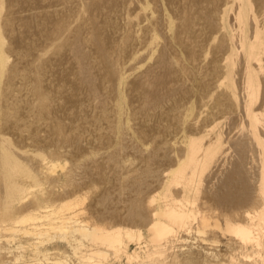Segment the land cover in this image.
Segmentation results:
<instances>
[{
  "label": "bare ground",
  "instance_id": "1",
  "mask_svg": "<svg viewBox=\"0 0 264 264\" xmlns=\"http://www.w3.org/2000/svg\"><path fill=\"white\" fill-rule=\"evenodd\" d=\"M87 1L77 0L74 7L69 8V11L66 9L68 14L62 15L56 20L52 29L48 31L49 46L53 48L52 50L57 55L68 51L74 60L76 68L72 80L73 90L71 93L67 91L63 94V97L72 103L75 101L74 94L82 87L89 91L86 92L90 93L95 101L99 97L98 84L92 77L94 75H92L93 72L91 73L93 67L91 68L88 53L85 49L88 43L95 47L98 58L103 65V70L101 69L102 76H100L102 77L101 84L105 87L107 84L111 86L112 97L114 98V101L111 99L114 106L110 109L113 113H110L107 104L102 103L99 106L101 108L99 120L102 118L108 121L111 114L116 120L115 123L112 122L113 124L108 123L110 128L107 125L114 134L115 143L108 144L104 150L109 159L117 161L114 152L123 147L121 131L124 126L121 123L127 105L123 93L125 79L123 62L118 55L126 50L132 39V34L129 32L130 30H125L126 32L119 36V42H115L116 44L110 52L100 36V27L93 21L95 18L92 17L94 19L88 20L85 18L87 15H83V12L89 8ZM154 1L157 0H142L143 4L149 5V11H143L139 18L148 16L150 18L148 22L142 23V30L146 31L147 36L143 38L142 35L141 42L147 48L154 44L158 46V60L165 63L166 68L171 72L184 71L185 66L178 62V58L182 56L191 58L195 56V50L190 47V44L185 43L180 33L182 30L193 31L195 22L201 20L202 25L198 24L199 28L207 33L206 45L230 58L232 62H238L240 73L237 80L241 83L238 89L245 94L242 97L234 96L228 90L229 87L226 90L221 85L222 83H219L218 91L213 93L211 100H208L211 97L212 85L210 81H206L201 83L200 92L194 97V106L174 114L177 125L182 130L185 129L182 131V137L186 145L176 148L177 155L173 158V162L178 169V173H174L170 177L174 180L177 179V181L182 178L184 186L176 189L183 194L191 195L193 200L190 203H193V205L185 204V206L180 205L179 207L171 205L155 211L152 207L153 199H145V194L142 192L144 188L142 191L139 190V194L128 202L125 217L135 226L146 227L150 239L160 244L164 251L160 253V257L157 256L158 258L151 256L153 251H150V246H148L150 247L149 250L144 248V250H137L140 246H136L130 252L128 243L132 241L137 244L140 243L141 232L112 223L110 220L115 216V212L99 210L96 216H83V212L77 206L79 204L78 196L71 199H58L57 195L62 191L59 188L57 189V186L67 187L68 185L70 187V185H73L70 169L64 174L62 172L63 180L62 183L58 184V178L41 171L44 168L51 171L57 166L55 163L48 164L46 160L42 161L44 152L42 153V151L36 149L32 150V148L28 150L31 149L33 154H30L27 150L19 152L20 149L17 151V147L14 146L16 141H11L7 137L8 135L5 136V133L0 132V264H27V262L32 263V260H40V262L34 261L32 264H122L124 258L128 264H264V231L262 230L264 228V65L258 63L260 52L264 50V0H189L190 5L201 8V11H198L199 14L194 16V13L191 15L187 12L188 10H184L188 14L182 12L179 18L180 23L177 20V23L173 21L174 14L172 10L162 11L161 7L160 9L156 4H153ZM150 3L154 6H150ZM94 4L95 8H99L102 2L101 0H95ZM7 6L8 3L5 0H0V120L5 122L10 119L14 121L22 119V114L19 113V108L22 105H19L20 107L16 106L17 97L14 96V89L12 88L16 83L13 79L17 77L18 73L20 74V71L18 72V70H15L16 68L10 67L5 46L8 41H5L7 30L5 28L6 31L4 32L3 23H11L9 12L3 13V9ZM186 7L183 8L186 9ZM231 11L233 13L231 17L228 16L229 19L227 20V13ZM136 20L139 19L136 17ZM161 25L162 28L166 26L170 29V34L167 37L168 45L158 44V38L161 34L159 26ZM230 25L238 27L235 34L229 33L228 27ZM103 32L105 31L103 30ZM44 44L47 43L44 42ZM171 48L177 54L174 56H171V54V57L168 58L166 54ZM51 52L49 50V53ZM143 56V52L136 53L137 58ZM39 57H41L40 54ZM91 57L90 59L93 62L95 58ZM217 58L212 66L215 73L222 72L224 68L221 63L223 59L219 62ZM45 59H48V56ZM45 59L40 61H45ZM29 61L27 65H29ZM27 65L25 68H27ZM43 66L45 65L43 64ZM45 67L47 68V64ZM46 68L43 70L45 71ZM21 74L19 76L22 77ZM135 75L133 77H137ZM28 76L27 74V79ZM26 77L24 76V78ZM27 79L24 82L27 84V88H30L36 94V96L34 95L36 98L34 99L31 95L34 100L29 101L27 99L26 107L31 112L34 111L32 113H35L38 121H40L39 117L42 119L44 113L50 111L51 101H54L56 97L62 98V96L53 94L50 97L47 88L45 89V86L43 88V84L42 86L40 84L42 79L33 81L31 75L29 79L33 82H29V79L28 81ZM139 81H141L140 84L147 86L152 84L163 85L161 80L153 81L144 78ZM16 86L18 88L21 85ZM257 92L261 95L259 99V95H256ZM257 99L259 100L258 103L256 102ZM95 105L97 106V104ZM27 108L25 109L28 110ZM73 115H75L74 112ZM30 116L28 118H31ZM30 121L31 119L28 122ZM194 121L195 125L193 124ZM5 122H2V124H5ZM22 125H25V123ZM18 127L23 130L24 126ZM61 128L62 124L59 122L52 126V131L54 130L55 134L62 136ZM35 130H37L35 134H38V128ZM104 132L106 131L104 130ZM11 133L10 136L12 137ZM35 137L37 136H34V140ZM62 139L66 141L68 138L64 136ZM30 140L32 141V138ZM104 143H107V141ZM44 157L46 158V156ZM41 175L45 178L48 186L44 185V181H42L43 184H39L37 189H30V186H27L28 180L30 185L31 181L34 185V181L39 180ZM24 177L28 180H25ZM138 183L141 188L142 180L139 179ZM195 202L196 205H194ZM158 214L161 217L156 216ZM220 216L223 218V224L218 221ZM191 220L195 221V233L193 234L198 236L200 241H207V235L211 234L210 239L213 243L217 245L222 242L228 250L222 251L200 244L198 247L196 244H192L196 247L176 245V240L174 241L172 238L173 232L176 228L184 230H187L188 227L192 228L191 225L187 227ZM254 225L258 228L253 227ZM259 226H262V229ZM255 230L258 231L255 232ZM220 237H224L225 240L222 241ZM185 244L187 245V243ZM50 245L51 248L55 249H52V252H49ZM248 246L252 250L248 249ZM61 247L65 249H61ZM216 247L218 248V246ZM244 248H247L250 252L252 251L254 256L249 258V254L246 253V249V252L243 250ZM237 249L238 252L234 253L233 251ZM26 251H30L29 256Z\"/></svg>",
  "mask_w": 264,
  "mask_h": 264
},
{
  "label": "rangeland",
  "instance_id": "2",
  "mask_svg": "<svg viewBox=\"0 0 264 264\" xmlns=\"http://www.w3.org/2000/svg\"><path fill=\"white\" fill-rule=\"evenodd\" d=\"M5 1L8 3V6L7 8L3 9V13L5 14L9 12V16L11 17V21L9 20L11 23H3L5 26H3V30L5 28L7 30H4V32L6 31L5 37L7 36L5 38V41L9 42V44L8 42L5 44L8 59L10 61L9 65L10 67L12 66L13 68H16L15 70H18V72L20 71V74L25 69L23 74H21L23 78L19 76L20 74L17 72V77L13 79L16 82H13L15 86H12V88L14 89L13 94L15 97H17V101L15 100L16 106L18 105V107H20L22 105V107L19 108V113L20 115L22 114V119L24 117V121L22 119L18 121L15 120L16 122L13 119L8 120L7 122L0 120V122H5V124L3 123L4 125L1 122L0 132L3 134L5 133V136L8 135L7 137L10 138L11 141H16V143H14V146L17 147V151H19L20 149L19 152L27 150V152L33 154L32 150L34 149L42 151V153L44 152L43 155L46 156V158L42 156V161L46 160L48 164L55 163L57 166L54 170L51 171L46 170L45 168L41 169V171L48 173L50 176L58 178V184L62 183L61 181L63 180V174L70 169L69 172H71L72 174L73 185H70V187L68 185L67 187L63 185L57 186L56 188H59V190L61 189L60 191H62L57 195L58 199H71L75 196H78L79 204L77 206L80 207L81 211L83 212L82 215L86 217H89L90 215L96 216L99 210H104L112 213L115 212V216H113L112 219L110 218V221L112 223H116L121 226H127L133 230H138L139 232H141L140 243L137 244L134 241L129 242L128 250L131 252L136 246H140L137 250H149V248L151 247L150 251H153L151 256H153V258L160 257V253L164 251V249H162L163 247L160 246V244H157L150 239L147 228L144 226H135L132 222L126 219L125 215L128 202L131 198L139 194V192L144 188L142 192L143 194H145V199H153L152 207L155 209V211L164 209L171 205L175 207H179L180 205L185 206V204H188L189 206L193 205V203H190V201L193 200L191 195H187L186 193L183 194L181 191L177 190L184 186V181L182 180V178L177 181V179L174 180L170 177L173 176L174 173H178V169L174 166L173 162V158L177 155L176 148L186 145L185 141L183 140L184 138L182 137V131H184L185 129L183 128L184 130H182V128L177 125L174 114L178 113L179 111H185L194 106V97L197 96L200 92L199 87L201 83L206 81H210L212 85V91L210 94L211 97H209L208 100H211L213 93H216L218 91L219 83H222L221 85L226 90L229 87L228 90H230L234 96H244L245 94L238 89L241 85L240 81L237 80V77L240 73L239 65L237 64L238 62H232L230 58L223 56L219 51L206 45L205 39L207 33L199 28L202 23H200L201 20H197V22H195L194 24L193 31L188 32L182 30L180 33L185 43L187 45L190 44V47L195 50V56L191 58H185L184 56L179 57L178 62H181L180 64L185 66V70L171 72L166 68L165 63L158 60V46L154 44L150 48H147L144 43L141 42L142 35L143 38L147 36L146 31L142 30V23L148 22L150 18L149 16L146 18H139V15H141L143 11H149V5L143 4L142 0H101V7L95 8V0H88L87 2L89 3V8H87L83 12V15H87L88 17H84L88 20H92L95 18V20L93 21L97 26L100 27V36L102 37L103 42L106 44V47L110 52L113 50L114 45L119 42V36L126 32L125 30H130L129 32L132 34L130 44L127 46L124 52L119 54L120 56L118 55V57L123 62V73L125 77L123 83V93L125 95L127 105L121 123L124 126L122 127L121 131V142L123 147L121 148L122 150L120 149L121 151L117 150L114 152V157L117 159V161H115L108 158L104 148L110 143H115V137L114 134H112L113 132H111L112 130H109V124L115 123L116 120L112 116V114L109 118L110 120L108 121L102 118H100L99 120V117L101 115V108L99 106H101L102 103H105L109 106L110 113H113L110 109H112V107L114 106V98L112 97L111 86L107 84V86L105 87L101 84L102 77L100 76H102L101 72L103 70V65L98 58V53L95 50V47L92 44L90 45V43H88L86 45L87 48L85 47V49L88 53V60L90 62L91 68L93 67L91 69V73L93 72L92 75L94 74L92 77L98 84L99 97L96 98L95 101V98L90 93H88L89 91L86 88L82 87L78 89L74 94L75 101L72 103L67 101V99L63 97V94L67 91H70L69 93H71L73 90L72 80L76 68L74 60L68 51H64L61 55H57L52 50L53 48L49 46L50 37L48 35V31L52 29V26L59 17L68 14L69 8L71 9L72 7H74L77 0ZM153 4H156V6H158L159 8L161 7L162 11H166L168 9L172 10L173 14L178 17V19H176L177 17L173 15V21L176 23L177 21L178 23L181 22L179 21V18L182 15V12H189L191 13V15L194 13L193 15L196 16L199 14L198 11H201V8L190 5L189 0H157L154 1ZM152 5L150 3V6ZM189 6L192 8H190ZM181 7L183 10L181 9ZM183 7H186V9ZM179 10L181 11V13ZM184 10L188 11L186 12ZM232 13V11L227 13V20L229 19L228 16L231 17ZM89 16L91 17V19H89ZM136 17L139 20H136ZM128 19L130 20L128 21ZM198 23L200 24V26ZM159 27L161 30V34L158 38V44L164 43L168 45L169 41L167 40V37L170 34V29L166 26H163L162 28V25ZM167 29L169 30V32ZM11 30L12 32H10ZM103 30L105 32H103ZM236 30H238V27L236 25H230V27H228V31L231 34H235ZM43 32L47 33L44 34ZM44 42H46L48 45L44 44ZM7 46L9 47L7 48ZM260 46L262 45L260 44ZM48 47H50L51 49ZM49 50L50 52L52 50V52L49 53ZM138 51L140 53L143 52L144 56L141 58H137L136 53H139ZM39 54L41 57H39ZM176 54L177 52L171 48L166 56L169 58ZM46 55L48 56V59H45L47 58ZM91 56L93 57V59L95 58L93 62L92 59H90ZM33 57L35 58L33 59ZM216 58L219 60V62H221V60L223 59L221 63L223 64L224 68L223 71L219 73H215L212 70V66ZM259 58L260 61L258 60V63L264 65V50L260 52ZM41 59H45L46 63H44L45 61H40ZM28 61L30 62L29 65H27ZM162 63L164 64V66ZM43 64L45 66L47 64V68L43 66ZM26 65L27 68H25ZM44 68H46L45 71L43 70ZM39 69L42 70L40 71ZM27 72H29L30 74ZM27 74L29 76L31 75V79L33 81H36L37 79H39L40 81L42 79L40 81V84L41 86L43 84V88L44 86L45 89L47 88L46 90L48 94H50V97L53 94H55L56 96H62V98L56 97L54 98V101H51L52 103L50 111L45 112V116L43 115L42 119L41 117H39V120L41 122L38 121L37 115L35 113H32L34 111L31 112V110L26 107L28 100L31 101L36 98V94L33 93L30 88H27L28 86L27 84H25ZM23 75L26 78H24ZM41 75H44V78ZM134 75L137 77H133ZM17 78L20 79L18 80ZM142 78H148L149 80L153 81L161 80L163 81V85H143L140 84L141 81H139L143 80ZM31 79H29V82H33ZM217 79H219V82L216 81ZM20 81L23 85L20 84ZM215 81L217 82V84ZM16 85H21L22 87L20 86L21 88H17ZM24 85V88L25 90L27 89V92L23 88ZM15 91L18 92H16L17 95L15 94ZM100 92L102 95L100 94ZM31 95H33L32 97L34 99L31 97ZM256 95H259L258 99L261 96L258 92ZM258 99L256 100L257 103L259 101ZM22 100L23 102L20 103V101ZM145 100L147 103H144ZM95 104H97V106ZM159 105L160 107H158ZM23 106L25 107L23 108ZM25 108H27L28 110H26ZM57 110L59 111L57 112ZM27 112L32 115L30 116V114ZM73 112L75 115H73ZM28 116H30L31 118H28ZM30 119L31 121L28 122ZM59 122L60 124H62V136H58V134L54 133V130L52 131V126L58 124ZM23 123H25V125H22ZM193 124L195 125V121L193 122ZM107 125L109 128L107 127ZM18 126H24L22 128L23 130H20L21 127L19 128ZM14 127L15 129L13 130ZM37 128L38 134H35L37 133V130H35ZM104 130L106 132H104ZM33 131L34 135L32 134ZM68 131L70 132L68 133ZM10 133L12 137L10 136ZM106 133L107 135H105ZM34 136H37L35 137V140ZM64 136H67V142L63 141L62 138ZM30 138H32V141L30 140ZM106 141L107 143H104ZM21 148L25 149L22 150ZM29 148H32V150H28ZM73 165L75 166L73 167ZM42 176L43 175H41V178L39 180L34 181V185H32L33 181H31L30 185V181L26 177H24V179L26 178L25 180H28L29 182L28 184L26 183L27 186H30L29 188L34 190L39 187V184H43L42 181H44V185L48 184L47 182H45V178ZM139 179L142 180V185L140 184L141 188L139 187L138 183ZM166 187L168 188V190ZM103 196L105 197L103 198ZM194 205H196V202L194 203ZM156 216L161 217V215L159 214ZM218 221L220 224H223V218L221 216L218 218ZM189 225H191L192 228H189ZM194 226L195 221L191 220V222L187 224V230L176 228L172 236L174 241H177H175V244H180L183 247H188L190 245L195 247L197 245L198 247V245L200 244L203 246L206 245V247L220 249L222 251L228 250L225 244L222 242L218 243L217 245L216 243H213L210 239L211 234L207 235L209 238H207V241H200L198 236L193 234L195 233ZM253 227L258 228V226L256 225H254ZM259 228L262 229V226H259ZM262 230L264 231V228ZM256 231L258 230H255V232ZM178 238L180 239V241ZM184 238L186 239L183 240ZM220 238L222 239V241L225 240L224 237ZM186 240L187 242L185 243H187V245L184 243V241ZM216 246H218V248ZM249 247L250 246H248L247 248L252 250V248ZM50 248L51 245L49 246V249ZM247 248H244L243 250L246 252ZM52 249L53 248H51L49 252L55 250ZM61 249L65 248L61 247ZM153 249H155L157 253ZM160 249L162 250L160 251ZM250 250H247L246 253L249 254V258H252V256H254V253H252V251L250 252ZM233 252L237 253L238 249L234 250ZM28 253H30V251H26V254L29 256ZM34 261L37 263L40 262V260H32V263ZM32 263L27 262V264ZM122 264H128L125 258L123 259Z\"/></svg>",
  "mask_w": 264,
  "mask_h": 264
}]
</instances>
